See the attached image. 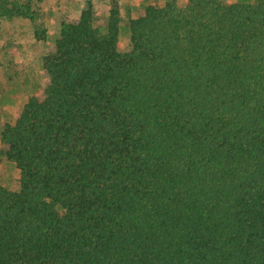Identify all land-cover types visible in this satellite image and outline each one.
<instances>
[{"label":"trees","instance_id":"1","mask_svg":"<svg viewBox=\"0 0 264 264\" xmlns=\"http://www.w3.org/2000/svg\"><path fill=\"white\" fill-rule=\"evenodd\" d=\"M45 0H0V23L48 29ZM88 1L61 16L42 97L0 155V264H264V0H171L106 33Z\"/></svg>","mask_w":264,"mask_h":264},{"label":"rangeland","instance_id":"2","mask_svg":"<svg viewBox=\"0 0 264 264\" xmlns=\"http://www.w3.org/2000/svg\"><path fill=\"white\" fill-rule=\"evenodd\" d=\"M88 1H92L98 13L96 26L106 33L112 0H45L39 11L48 29L46 41L38 42L30 22L21 18L3 20L0 23V118L10 124L16 121L19 107L31 97H42L45 90L43 57L58 39L61 32V16L70 20L80 18ZM120 8V46L130 44L129 21L135 19L149 6H164L171 0H116ZM228 3H256L259 0H225ZM1 149V136H0ZM0 185L11 191L20 187V171L0 155Z\"/></svg>","mask_w":264,"mask_h":264}]
</instances>
